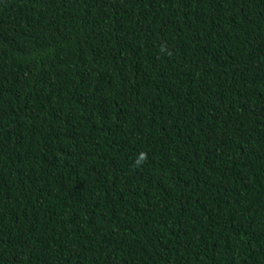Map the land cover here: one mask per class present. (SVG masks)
Segmentation results:
<instances>
[{"label":"trees","instance_id":"obj_1","mask_svg":"<svg viewBox=\"0 0 264 264\" xmlns=\"http://www.w3.org/2000/svg\"><path fill=\"white\" fill-rule=\"evenodd\" d=\"M0 264H264V0H0Z\"/></svg>","mask_w":264,"mask_h":264}]
</instances>
